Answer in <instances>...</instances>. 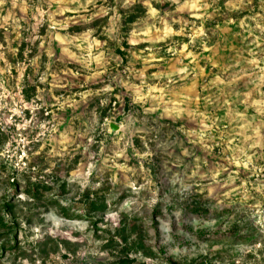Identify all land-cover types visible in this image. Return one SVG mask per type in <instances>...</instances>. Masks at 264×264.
I'll return each instance as SVG.
<instances>
[{"label":"rangeland","instance_id":"374dc122","mask_svg":"<svg viewBox=\"0 0 264 264\" xmlns=\"http://www.w3.org/2000/svg\"><path fill=\"white\" fill-rule=\"evenodd\" d=\"M0 264H264V0H0Z\"/></svg>","mask_w":264,"mask_h":264},{"label":"trees","instance_id":"16d2710c","mask_svg":"<svg viewBox=\"0 0 264 264\" xmlns=\"http://www.w3.org/2000/svg\"><path fill=\"white\" fill-rule=\"evenodd\" d=\"M105 208H106L105 204H102L101 207H98L95 211L104 212ZM61 213L64 215V217H68V215L65 212L61 211ZM69 219H70V217H69Z\"/></svg>","mask_w":264,"mask_h":264}]
</instances>
